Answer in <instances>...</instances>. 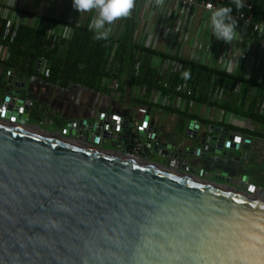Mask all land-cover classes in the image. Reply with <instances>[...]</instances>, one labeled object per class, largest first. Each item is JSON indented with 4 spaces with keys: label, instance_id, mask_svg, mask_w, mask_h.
Instances as JSON below:
<instances>
[{
    "label": "water",
    "instance_id": "95a60500",
    "mask_svg": "<svg viewBox=\"0 0 264 264\" xmlns=\"http://www.w3.org/2000/svg\"><path fill=\"white\" fill-rule=\"evenodd\" d=\"M11 79L0 88V264H264V187L249 182L258 171L219 163L208 178L188 159H231L239 137L228 127L156 149L160 162L136 158L112 147L132 135L121 115L53 132L27 122L42 98ZM172 156L189 163L174 168Z\"/></svg>",
    "mask_w": 264,
    "mask_h": 264
},
{
    "label": "crops",
    "instance_id": "0c3cea01",
    "mask_svg": "<svg viewBox=\"0 0 264 264\" xmlns=\"http://www.w3.org/2000/svg\"><path fill=\"white\" fill-rule=\"evenodd\" d=\"M148 8L149 3L146 0H136L135 8L131 14L135 23L133 37L139 44L201 62L199 53L196 51L192 52L190 48L193 43L194 34L196 33L200 41L209 38L216 41L215 56L212 61L208 62L209 65L219 70L237 73L245 78L264 82V33L261 34L260 39H257L253 37L249 30L240 28L241 25L239 24L238 28H240L242 34L244 33L243 39L238 42L240 40V35L238 34L236 39L230 44L226 43L223 40L217 39L212 33L210 14L202 13L198 9H189V13L186 15L171 13L168 17L158 12L156 22L163 25L168 23L170 27L165 28L152 24V32L150 33L148 31L149 25L143 26L141 22L144 19L143 9L149 10ZM20 10L30 11L41 19L36 18L37 16L23 14ZM190 13L194 15V19L190 24L195 22L193 25L195 27L193 35L186 37L185 31L183 36L179 34L180 36L176 41L168 43L171 33H173L172 29L175 30L181 25ZM95 15V11L80 13L73 7L72 0H0L1 17L18 20L19 22L38 24L39 26L43 25L41 27L48 34H56L60 37H65V31L68 33L67 38L71 35L73 29L67 23L76 25L87 24L89 26L91 19ZM43 17L51 18L53 21L45 20ZM201 17L205 19L206 23L201 29H197ZM124 20H117L110 26L112 28L110 35H117L121 22ZM171 26L174 28L170 29ZM177 32L179 33V31ZM153 36L156 37L154 41ZM167 49H170V51H167ZM234 50H237V53H239L238 57L234 56ZM189 55L193 57H189ZM152 58L153 56H149L148 62L150 66L156 69L160 65L162 58H160V62L157 65L152 63ZM9 76H12L11 82L13 79L27 81L32 90L30 92L35 96H41L42 100H33L32 107L28 109L29 119L27 122L43 126L47 130L61 132L64 130L68 119L80 118L84 115L88 118H93L95 113L99 111L105 113L113 111V113L121 115L123 119H127L129 122L138 120V114L136 113L137 98H135L132 91V84L131 86L128 85L127 78H124L125 82L122 83V85L124 84V91L122 92L126 95V102L118 104L110 99L109 94L97 89L86 88L74 83L61 86L58 83H49L41 77L28 74L21 75L12 70L2 69L1 67L0 88L2 85L1 80ZM39 83L43 84L40 89L37 87ZM10 85L12 84L10 83ZM208 85L213 86L212 89H208L207 91L210 96V103H203L192 99L193 101L188 100L184 106L175 107V111L161 109V107L156 105L150 106L148 125L151 122L152 127L157 129L160 140L167 143L182 142L193 145L199 141L198 139L209 135V125L212 124L228 127L230 129L228 134L239 137L241 141L247 138V133H243L240 128L253 129L264 133L263 124L235 112L242 105L245 110L254 107L258 113L264 115V90H259L256 87H249L247 89V87H243L240 84L234 87L231 86V88L230 86H225L220 80H213ZM191 116L200 119L202 122L200 135L195 140L189 139L184 135L186 120ZM126 141V145H130L131 139H127ZM107 145L110 147L108 141ZM232 149L234 154L231 159L224 158L218 154H207V164H204V160L198 156H188V159L191 163L196 164L199 170L201 167H209V170L212 171L205 173L208 178L211 172L218 170L217 164L219 163H228L230 168H242L245 173L257 170L258 174L251 175L249 182L264 187V138L251 136L249 148L243 149L240 145H237L236 148ZM143 156L145 155L143 154ZM147 158L156 162L162 160V156L157 151L149 153L146 156ZM239 176L240 174L234 175L233 173L230 176L229 184L234 185L240 178Z\"/></svg>",
    "mask_w": 264,
    "mask_h": 264
},
{
    "label": "trees",
    "instance_id": "16d2710c",
    "mask_svg": "<svg viewBox=\"0 0 264 264\" xmlns=\"http://www.w3.org/2000/svg\"><path fill=\"white\" fill-rule=\"evenodd\" d=\"M20 11L41 19L30 11ZM43 19L53 21L48 17ZM124 19V31L118 37L110 35L107 40L94 39L95 34L89 30L87 24L67 23L73 29L71 35L68 38L59 37L58 40L52 41L47 37L44 28L38 24L19 22L14 38L9 41L8 38L3 39L6 18L0 16V46L4 44L9 51V57L0 60V67L21 75L41 77L49 83H58L61 86L74 83L106 94L109 93L108 85L111 79L117 78L121 90L124 91L122 83L125 82L124 78H127L128 85L145 86V93L148 94L152 88L159 87L156 69L150 66L148 57L159 56L162 59L178 57L185 63L186 71L190 73L189 80L197 82V87L191 96L196 101L210 103L207 91L212 89L213 86L208 84L213 80H220L225 86L230 87L240 84L247 89L256 87L264 90V82L139 44L133 37L135 26L133 17L130 15ZM137 59L140 60V65L138 69H134L133 63ZM39 60L47 62L48 75L35 72ZM177 81V76L171 79L170 88L164 89V92H172ZM136 102L146 103L144 99H137ZM161 109L175 111L171 107H161ZM235 112L264 125V115L258 113L254 107L245 110L241 105ZM240 130L250 136L264 138V133L261 131L242 128Z\"/></svg>",
    "mask_w": 264,
    "mask_h": 264
},
{
    "label": "built area",
    "instance_id": "2783aa9c",
    "mask_svg": "<svg viewBox=\"0 0 264 264\" xmlns=\"http://www.w3.org/2000/svg\"><path fill=\"white\" fill-rule=\"evenodd\" d=\"M146 1L149 3V5L152 8L156 10L158 9V11L163 16H167V17L171 13L186 15L187 13H189V9L201 10L202 13H206V14L209 13L211 17V12L208 8V5H211L213 10L220 6H230L233 8V12L231 14L237 20L236 30L240 35V40H238V42H240L244 37V33L242 34L240 28L247 31L249 30L252 33L253 37L257 39H260L262 32H258L255 29V26L264 29V0H243L244 7L239 10H236L233 0H164L163 6H158L155 0H146ZM172 19L176 21L175 18L172 17ZM193 19H194V15L190 13L187 18L189 25ZM205 23H206L205 19L201 17L197 29H201L203 25H205ZM18 24H19L18 20L6 19L4 25V31H3V39L8 38V40L11 41L16 34V29ZM239 24L241 25L240 28H238ZM152 26L153 25H150L148 27V31L150 33L152 32ZM124 28H125V22L123 21L121 22L116 37H118L124 31ZM172 28L174 27L171 26L170 29ZM172 32L173 33H171V37L168 43L176 41L180 36L179 35L180 33H178L176 29L175 30L172 29ZM155 36H153L154 38L153 41L156 40ZM47 37L51 38L52 41H56L60 36L56 34L47 33ZM152 44L154 43L152 42ZM190 48L192 52L196 51L197 53L202 54L200 55V61L207 64L208 62L213 60L217 45H216V41L210 38L204 41H200L195 33L193 38V43L192 46H190ZM233 52H234V56L238 57L239 53H237V50H234ZM8 57H9V51L7 47L4 44H2L0 46V60H6ZM189 57H193V56L189 55ZM186 59H190V58H186ZM139 65H140V60L137 59L133 63V68L138 69ZM185 71H186V65L178 57H173L170 59H162L160 65L158 66V68H156L157 84L159 87L152 88V90L148 94H146L145 86L132 85V91L135 95V98L139 100L144 99L146 103L140 102L136 105V113L138 114V118H137L138 120L130 121L131 126L128 127V129L130 130L132 135H127L126 137V140L131 139L130 145L127 146L125 143L124 146L114 145L115 147L112 146L113 148L117 150H121L123 148L122 152L132 157L146 159V156H148L149 153L157 151L156 149L159 148L164 149V147L166 148L167 146H169L170 142L167 143L160 140L158 138L157 132L153 134L152 131L153 127L151 126L150 128V125H148L150 106L156 105L159 107L175 108L177 106L180 107L184 106L188 100H192L191 96L194 94L195 87H197V82L191 81L189 80V78L185 79L182 75ZM48 72L49 69L48 66H46L43 74L48 75ZM175 76L178 77V81L174 85V90L172 92H168V91L164 92V89L170 88L171 79H174ZM18 82L19 80L13 79L11 84L13 86H16ZM108 87H109L108 94L112 101H115L118 104H122L126 102V95L122 92L121 84L117 78L111 79ZM3 108H4V103H2L0 99V112L2 111ZM77 124H78L77 120H73L72 122H67L64 128L70 129L72 125H77ZM201 126H202V122L200 119L192 116L188 117L184 128V135L189 139H197L200 135ZM86 132H88V130H83V137H85L84 135H86ZM109 132L116 136L114 139L105 138L110 144L111 141H116L117 131L110 130ZM141 134L143 136H141ZM250 143H251V136L247 134V138L245 140L242 141L239 140L238 143L236 144L240 145V147L243 149H247L249 148ZM143 154L145 156H143ZM169 162H170V166H173L174 168H178L179 165L181 164L187 165L189 163L188 159L177 158L176 156L170 157Z\"/></svg>",
    "mask_w": 264,
    "mask_h": 264
},
{
    "label": "clouds",
    "instance_id": "9594fccd",
    "mask_svg": "<svg viewBox=\"0 0 264 264\" xmlns=\"http://www.w3.org/2000/svg\"><path fill=\"white\" fill-rule=\"evenodd\" d=\"M73 7L81 12H96L91 19L89 30L94 32V39L107 40L111 34L110 27L117 20L129 17L135 8L136 0H72ZM158 6H163L164 0H155ZM236 10L244 7L243 0H233ZM211 12V28L212 33L217 39L226 43H231L237 37V20L232 16L233 8L230 6H220L212 9L208 5ZM258 32L264 33V29L255 26ZM65 37L68 33L65 31ZM185 79L190 77V73L185 71L183 74Z\"/></svg>",
    "mask_w": 264,
    "mask_h": 264
},
{
    "label": "rangeland",
    "instance_id": "374dc122",
    "mask_svg": "<svg viewBox=\"0 0 264 264\" xmlns=\"http://www.w3.org/2000/svg\"><path fill=\"white\" fill-rule=\"evenodd\" d=\"M149 10L147 9H143V16H144V19L141 21L143 23V26L144 25H152L154 24L155 26H158L160 25L161 27H170L168 23H166L165 25L161 24V23H158L156 22V15L157 13L159 12L158 9H154L152 8L150 5H149ZM160 13V12H159ZM195 22H192L190 25L188 23V20L185 19L181 25H179L177 28H176V31H179L180 34H182V36L184 35L183 33H185L186 31V37H189L191 35H193L194 31H195V27H193ZM43 26V25H41ZM148 34V32H146ZM167 51H170V49H167ZM199 55H202L199 53ZM158 62H160V57L159 56H153L152 58V63L154 65H157ZM202 62V61H201ZM209 64V63H207ZM105 148H109L108 145H105L104 146Z\"/></svg>",
    "mask_w": 264,
    "mask_h": 264
},
{
    "label": "snow or ice",
    "instance_id": "6c2138e0",
    "mask_svg": "<svg viewBox=\"0 0 264 264\" xmlns=\"http://www.w3.org/2000/svg\"><path fill=\"white\" fill-rule=\"evenodd\" d=\"M237 139H239V138H237Z\"/></svg>",
    "mask_w": 264,
    "mask_h": 264
}]
</instances>
